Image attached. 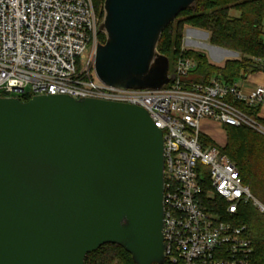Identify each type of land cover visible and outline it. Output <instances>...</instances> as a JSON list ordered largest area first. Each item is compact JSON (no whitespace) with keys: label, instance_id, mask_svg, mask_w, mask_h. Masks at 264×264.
<instances>
[{"label":"water","instance_id":"obj_1","mask_svg":"<svg viewBox=\"0 0 264 264\" xmlns=\"http://www.w3.org/2000/svg\"><path fill=\"white\" fill-rule=\"evenodd\" d=\"M197 0H104L95 68L120 89L175 79L158 46ZM164 137L124 102L0 97V264H85L117 244L135 264H165Z\"/></svg>","mask_w":264,"mask_h":264},{"label":"built area","instance_id":"obj_2","mask_svg":"<svg viewBox=\"0 0 264 264\" xmlns=\"http://www.w3.org/2000/svg\"><path fill=\"white\" fill-rule=\"evenodd\" d=\"M99 24L93 0H0V97L27 102L38 95H68L145 108L164 137L166 260L252 264L254 244L247 226L226 216L235 215L243 202L252 201L262 212L264 204L222 146H204L201 135L204 120L222 127L247 126L264 135L259 119L228 100L231 96L262 108L264 85L247 94L236 82L189 81L197 63L185 54L184 43L172 71L175 79L164 88L107 85L95 68ZM87 51L89 57L79 68ZM258 61L264 67V59ZM258 117L263 118L260 112ZM223 208L224 213L218 212Z\"/></svg>","mask_w":264,"mask_h":264},{"label":"trees","instance_id":"obj_3","mask_svg":"<svg viewBox=\"0 0 264 264\" xmlns=\"http://www.w3.org/2000/svg\"><path fill=\"white\" fill-rule=\"evenodd\" d=\"M234 9L239 11L238 16L231 15ZM97 14L101 22L104 18V0L103 9ZM263 23L264 0H197L195 7L182 11L165 28L158 49L170 58L171 71V59L174 60L175 67L180 55L185 27L206 30L211 44L236 51L240 58L227 60L224 65L218 66L210 63L206 54L189 49L185 54L197 62L196 68L189 75V81L209 83L212 79H219L226 84H233L239 78L264 68L263 63L258 61L264 59ZM99 36L101 39L98 42H105V34L98 31L97 38ZM228 100L264 125V118L258 117L260 106H248L231 96ZM225 128L228 141L222 147L223 153L238 166L240 175L252 194L264 201V135L247 126L226 125ZM218 212L224 213V208ZM226 218L235 225L247 226L254 244L252 264H264V212L252 201L243 202L235 215ZM115 261L118 264H135L131 254L117 244H105L88 254L85 264H114ZM165 264L175 263L166 260Z\"/></svg>","mask_w":264,"mask_h":264},{"label":"crops","instance_id":"obj_4","mask_svg":"<svg viewBox=\"0 0 264 264\" xmlns=\"http://www.w3.org/2000/svg\"><path fill=\"white\" fill-rule=\"evenodd\" d=\"M185 32L187 31L188 36L184 37V44L189 49L199 51L206 54L207 59L210 63L222 66L227 60L238 59L240 54L236 51L215 46L210 43V45H205L201 42L191 39L192 36H206L209 38V33L206 30L195 28L192 26H186ZM264 28V27H263ZM196 61V60H195ZM197 63V62H196ZM197 66V65H196ZM196 68V67H195ZM194 68V69H195ZM193 69V70H194ZM236 83L239 85L240 89L244 93H250L256 86L264 85V69L250 73L244 78H239ZM260 115L264 118V105L261 108ZM212 123L210 120H204L203 125ZM205 131V130H204ZM207 131V129H206Z\"/></svg>","mask_w":264,"mask_h":264},{"label":"rangeland","instance_id":"obj_5","mask_svg":"<svg viewBox=\"0 0 264 264\" xmlns=\"http://www.w3.org/2000/svg\"><path fill=\"white\" fill-rule=\"evenodd\" d=\"M94 2H95V7L97 9V13H100V11L103 9V0H94ZM231 15L232 16H238L239 11L234 9L231 11ZM263 27H264V23H263ZM185 29L183 32V42H184V37L186 36V38H187V36H188V33H187V31L185 32ZM207 33H209V32H207ZM208 36H210V35H208ZM97 39L100 40L101 37L99 36ZM191 39L196 40L198 42H201L205 45H210V40L207 37V34H206V36H192ZM263 39H264V34H263ZM88 57H89V51L85 52V56L83 57V59H81L79 61V63H78L79 68H82L84 66ZM173 68H174V60L171 59V71L170 72L173 71ZM206 129H207V131H206ZM201 136H202L201 141L204 144V146H222V147H224L228 141V133H227L226 128L222 127V126H220L214 122L206 124V125L204 124L202 126V135ZM208 170H209L208 167H206V166L203 167V172L206 173V172H208ZM255 198H257V197L255 196ZM258 200L264 204V201H262L261 199H258ZM114 264H118V262L115 261Z\"/></svg>","mask_w":264,"mask_h":264}]
</instances>
